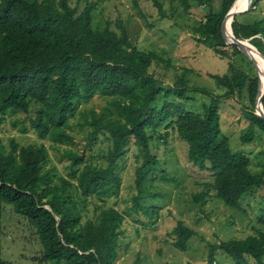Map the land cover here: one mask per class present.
<instances>
[{
  "label": "trees",
  "instance_id": "trees-1",
  "mask_svg": "<svg viewBox=\"0 0 264 264\" xmlns=\"http://www.w3.org/2000/svg\"><path fill=\"white\" fill-rule=\"evenodd\" d=\"M152 1L159 16H165L162 2ZM175 1L184 12L201 5L206 8L193 27L197 42L221 56L227 55V47L241 52L235 44L227 43L222 29L224 15L234 0H218L217 6L215 0ZM79 2L80 9L70 0H0V123L8 111L28 113L37 105L29 121L38 137H47L54 144H70L69 118L79 104L96 93L114 96L106 112H82L78 123L90 127V143L98 132L108 134L107 163L87 161L83 152L64 148L61 154L69 160L66 177L45 166L48 152L42 142L19 145L10 138L7 148L0 141V199L35 227L43 246L41 259L54 260L55 264H115L125 214L104 201L119 195L122 178L117 165L131 142L137 147L139 161L135 167L137 192L130 210H142L149 216L157 213L154 205H142L140 197L145 184L149 186L157 175L159 160L150 141L161 126L175 129L187 143L188 160L211 172L215 196L240 208L242 196L264 184V171L252 172L249 155L231 149L220 127V101L247 88L251 105L243 108L247 125L240 133L242 142L254 140L255 128L264 133V117L255 112L257 74L250 76L242 69L233 70L231 75L211 74L225 87L216 93L206 86L188 85L187 73L192 69L182 66L172 83L162 84L149 67L155 60L168 65L170 60L132 44L120 19L115 21L118 30L109 23L93 27L96 2ZM133 5L143 16L136 0ZM231 29L238 39L252 37L254 45L259 43L258 37L251 35L260 34L264 52V16L246 23L234 17ZM258 64L264 71L260 59ZM191 89L209 96L200 109L186 108L181 101L188 98ZM262 104L264 108V94ZM166 136L163 132L161 137ZM159 177L169 179L164 174ZM208 190L195 192L193 199L205 202ZM91 196L99 202L94 203L89 216ZM260 220L264 224V218ZM194 233L184 219H178L170 230L172 243L180 250L187 248ZM218 248L231 256L234 264H253L250 258L254 264H264V230L211 242L209 263ZM138 261L136 258L130 264ZM0 264L13 263L1 259Z\"/></svg>",
  "mask_w": 264,
  "mask_h": 264
},
{
  "label": "rangeland",
  "instance_id": "rangeland-1",
  "mask_svg": "<svg viewBox=\"0 0 264 264\" xmlns=\"http://www.w3.org/2000/svg\"><path fill=\"white\" fill-rule=\"evenodd\" d=\"M87 1L97 4L92 10L93 27L102 28L109 23L111 28L118 30L115 21L120 19L132 44L153 50L163 59L170 60V65L155 60L149 67L162 84L172 83L182 66L192 69L187 73L188 85L206 86L216 93L223 92L225 87L217 83L211 74L231 75L233 70L238 69L250 76L257 74L252 60L241 50L236 52L227 47V55L221 56L208 45L196 41L193 27L206 11L202 5L184 12L175 0H159L166 14L161 17L152 0H136L143 16L137 12L133 0ZM70 3L78 5L79 9L82 7L79 0H70ZM215 3L217 6L218 0ZM244 8L234 13L232 20L235 17L239 22L246 23L264 16V0H259L256 5H250L245 10ZM251 36L258 37L259 43L255 45V50L261 65H264L262 37L260 34ZM112 99L114 96L96 93L79 104L74 116L69 118L70 132L73 135L70 144H54L47 137H38L29 121L37 105H33L28 113L8 111L0 123V141L7 148L10 138L19 145L42 142L48 152L45 166L54 168L56 174L66 177L69 176V160L61 154L64 148L83 152L85 160L105 165L106 149L111 144L108 134L98 132L97 138L90 143L87 136L90 127L78 123L82 120V112H89L91 109L98 114L106 112ZM208 99L207 94L191 89L188 91V98L181 101L186 108L200 109L201 103ZM250 105L246 87L241 92H235L232 97L222 98L219 121L221 130L229 138L231 149L247 153L250 157V170L261 172L264 171V133L255 128L253 141L242 142L240 139V133L247 125L243 108ZM15 121L17 122L13 123ZM163 132H167L166 138L161 137ZM153 135L155 137L151 139L150 145L159 160L157 175L149 186L145 184L140 202L142 205H154L157 213L149 216L142 210H130L137 192L135 167L139 161L137 147L132 142L117 165L122 178L119 195H110L104 201L106 205H113L125 214L120 227L119 256L115 264H130L136 258L139 259L137 264H234L231 256L220 248L214 250L213 261L209 263V244L256 234L258 229L264 230V224L260 220L261 217L264 218V184L251 193H245L241 198L240 208L228 206L215 196L210 185L213 179L211 172L199 169L188 160L187 143L175 129L161 126ZM56 146L59 148L56 149ZM161 174L169 179L162 180L159 177ZM206 188L209 192L205 202L193 199L195 192ZM95 202L99 201L91 196L88 203L89 216L93 214ZM178 219H184L195 230L185 250L176 248L172 243L170 230ZM42 251L43 246L35 227L25 216L17 213L10 203L0 199V260H8L13 264H55L54 260L41 259ZM250 261L254 264L252 258Z\"/></svg>",
  "mask_w": 264,
  "mask_h": 264
},
{
  "label": "water",
  "instance_id": "water-1",
  "mask_svg": "<svg viewBox=\"0 0 264 264\" xmlns=\"http://www.w3.org/2000/svg\"><path fill=\"white\" fill-rule=\"evenodd\" d=\"M237 0H234L231 5L229 6L228 10L226 11L223 22H222V29H223V35L226 38L227 43L235 44L242 52H244L253 62L255 69L257 71V76H258V83H257V95H256V100H255V112L262 117H264V108L262 104V96L264 94V83L261 81V75L259 73L260 68L258 67L257 63L251 58V52L252 49L251 47L245 45V43H242L241 41L238 40V37H235L232 34V29H231V20L233 18L234 13H236L239 9H235V3ZM249 3L245 6L244 10L248 8L249 4L251 1H256V0H248ZM231 18V20H229ZM229 20V21H228ZM227 21H228V26H227ZM264 56V55H263ZM261 85H263L261 87Z\"/></svg>",
  "mask_w": 264,
  "mask_h": 264
},
{
  "label": "bare ground",
  "instance_id": "bare-ground-1",
  "mask_svg": "<svg viewBox=\"0 0 264 264\" xmlns=\"http://www.w3.org/2000/svg\"><path fill=\"white\" fill-rule=\"evenodd\" d=\"M249 3L248 0H237L236 3H235V6L234 8L237 10L239 8H243L245 7L247 4ZM229 20H231V18H229ZM228 20V21H229ZM228 21H227V26H228ZM239 41H241L242 43H245V45L251 47L252 49V52L250 53L251 54V58L257 63L258 67L260 68V65L258 64V61H259V55L258 53L256 52V46L252 43V37H250L249 39H238ZM259 73L261 75V81L264 83V74H263V70L262 68H260L259 70ZM263 85H261L262 87Z\"/></svg>",
  "mask_w": 264,
  "mask_h": 264
}]
</instances>
